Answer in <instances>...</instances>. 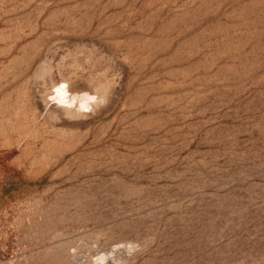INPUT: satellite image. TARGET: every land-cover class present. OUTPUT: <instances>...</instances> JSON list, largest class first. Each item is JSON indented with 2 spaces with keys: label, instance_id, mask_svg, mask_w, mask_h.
Returning <instances> with one entry per match:
<instances>
[{
  "label": "rangeland",
  "instance_id": "374dc122",
  "mask_svg": "<svg viewBox=\"0 0 264 264\" xmlns=\"http://www.w3.org/2000/svg\"><path fill=\"white\" fill-rule=\"evenodd\" d=\"M0 264H264V0H0Z\"/></svg>",
  "mask_w": 264,
  "mask_h": 264
},
{
  "label": "bare ground",
  "instance_id": "6f19581e",
  "mask_svg": "<svg viewBox=\"0 0 264 264\" xmlns=\"http://www.w3.org/2000/svg\"><path fill=\"white\" fill-rule=\"evenodd\" d=\"M55 94H56L55 98L58 100V102L60 104L70 106V105H73L76 102H78L76 100V97H71L69 95V93L66 89V85L64 83L56 87ZM93 100H94L93 96H87V97L83 98L82 100L79 101L80 107L84 108V109L88 108L90 105V102Z\"/></svg>",
  "mask_w": 264,
  "mask_h": 264
}]
</instances>
